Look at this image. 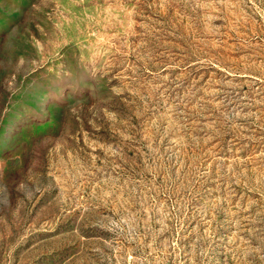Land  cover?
I'll return each instance as SVG.
<instances>
[{
    "label": "rangeland",
    "instance_id": "rangeland-1",
    "mask_svg": "<svg viewBox=\"0 0 264 264\" xmlns=\"http://www.w3.org/2000/svg\"><path fill=\"white\" fill-rule=\"evenodd\" d=\"M0 264H264V0H0Z\"/></svg>",
    "mask_w": 264,
    "mask_h": 264
}]
</instances>
